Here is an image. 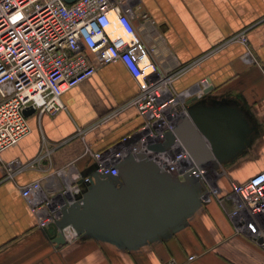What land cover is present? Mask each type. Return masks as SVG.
<instances>
[{"label":"crops","instance_id":"obj_1","mask_svg":"<svg viewBox=\"0 0 264 264\" xmlns=\"http://www.w3.org/2000/svg\"><path fill=\"white\" fill-rule=\"evenodd\" d=\"M137 5L147 19L136 16L135 28L146 44L156 46L154 59L163 71L204 56L246 30L253 61L244 62L241 43H229L186 68L174 83L182 90L201 78L210 80L202 98L187 100L178 125L191 107L228 105L247 121L246 140L225 158L218 160L212 152V159L200 165L217 192L200 199L189 216L164 233L134 246L93 232L57 244L38 226L21 187L41 179L50 194L66 182L72 185L77 174L91 176L94 159L87 146L100 150L141 123L135 107L101 120L137 90L121 62L100 66L62 94L63 109L30 114V133L0 153V264H264V247L237 231L228 216L234 205L231 183L264 170V0H137ZM12 160L17 163L7 172ZM70 161L75 163L71 181L55 173Z\"/></svg>","mask_w":264,"mask_h":264},{"label":"built area","instance_id":"obj_2","mask_svg":"<svg viewBox=\"0 0 264 264\" xmlns=\"http://www.w3.org/2000/svg\"><path fill=\"white\" fill-rule=\"evenodd\" d=\"M137 0H0V153L17 144L31 131L25 109L36 114H55L64 108L62 94L78 85L105 64L121 62L139 85L135 98L101 117L135 107L141 118L137 128L100 150L87 146L94 159V172L118 175V165L131 155L145 152L166 171L180 179L189 174L201 184L200 199H210L216 188L207 184L206 168L197 165L176 136L168 144L167 134L186 114L187 100L202 98L210 80L199 89L174 92L171 72H163L154 52L139 36L128 3ZM145 16V15H144ZM173 91V92H172ZM85 131V130H84ZM160 144L161 150L149 146ZM17 162L7 163V172ZM74 161L58 168L60 177L73 175ZM89 175L74 176L54 192H45L41 179L21 187V194L38 215V226L58 221L64 210L87 188ZM82 187V188H81ZM234 205L228 216L237 231L264 247V170L246 181L231 183ZM66 241L78 236L64 228ZM192 258V257H191Z\"/></svg>","mask_w":264,"mask_h":264},{"label":"water","instance_id":"obj_3","mask_svg":"<svg viewBox=\"0 0 264 264\" xmlns=\"http://www.w3.org/2000/svg\"><path fill=\"white\" fill-rule=\"evenodd\" d=\"M24 112L30 115L34 109ZM184 118L174 134H167L163 146L176 136L197 165L211 160L213 154L218 160L225 158L243 145L250 132L241 113L228 105L191 107ZM163 146L153 144L149 148L161 150ZM199 205L198 180L188 173L180 179L140 152L120 162L117 176L93 172L77 201L64 210L58 221L42 229L57 244L66 242L64 228L71 226L78 236L93 232L134 246L174 227Z\"/></svg>","mask_w":264,"mask_h":264},{"label":"rangeland","instance_id":"obj_4","mask_svg":"<svg viewBox=\"0 0 264 264\" xmlns=\"http://www.w3.org/2000/svg\"><path fill=\"white\" fill-rule=\"evenodd\" d=\"M128 4L135 11V14L138 16V18L141 17L144 20L147 19V13L144 12V10L141 8L140 5L135 4V2H133V4H131V3H128ZM147 21L151 22L150 19L147 20ZM233 42H239V43H241L244 46V52H243V55H242V58H243L244 62L253 61L252 60V51H251V47L249 46V40H248L247 33H246L245 29H242V30L238 31V32L234 33L233 35H231L229 38L225 39L220 44L219 47L213 48L208 54H211L212 52H215V51L219 50L220 48L228 45L229 43H233ZM150 46L153 49V52H154V55H155L156 54V50H157L156 46L154 44H151ZM208 54H206L204 56H199V57L195 58L194 60H192L189 63L183 64V65L178 64L175 68H173V70L163 71V72L174 73L173 74V78L171 79V81L169 83L171 90H173L174 92H179V91L188 89L191 92L193 90L199 89L203 85L201 83V80L204 79L205 77L201 78L198 82L195 83V85H193L191 87L184 88L182 90L176 89L174 83H175L176 79H178L181 76V74H183V72L186 70V68H189V67L196 66V65L200 64L201 61L203 60V58L207 57ZM135 86H136V90L137 91L133 95H131V96L127 97V98H135V96L137 95V93L139 91V85L136 82V80H135Z\"/></svg>","mask_w":264,"mask_h":264}]
</instances>
